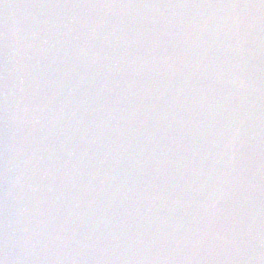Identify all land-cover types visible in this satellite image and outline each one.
<instances>
[{
  "label": "water",
  "instance_id": "95a60500",
  "mask_svg": "<svg viewBox=\"0 0 264 264\" xmlns=\"http://www.w3.org/2000/svg\"><path fill=\"white\" fill-rule=\"evenodd\" d=\"M4 264H264L192 0H0Z\"/></svg>",
  "mask_w": 264,
  "mask_h": 264
},
{
  "label": "snow or ice",
  "instance_id": "6c2138e0",
  "mask_svg": "<svg viewBox=\"0 0 264 264\" xmlns=\"http://www.w3.org/2000/svg\"><path fill=\"white\" fill-rule=\"evenodd\" d=\"M262 2H264V0H262ZM0 264H4V261L3 260H0Z\"/></svg>",
  "mask_w": 264,
  "mask_h": 264
}]
</instances>
